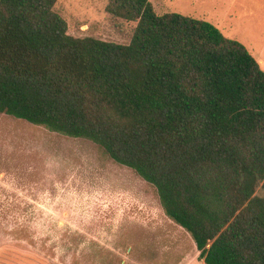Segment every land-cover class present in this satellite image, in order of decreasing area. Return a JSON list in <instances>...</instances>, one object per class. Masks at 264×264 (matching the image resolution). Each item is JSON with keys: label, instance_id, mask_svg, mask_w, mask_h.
<instances>
[{"label": "trees", "instance_id": "1", "mask_svg": "<svg viewBox=\"0 0 264 264\" xmlns=\"http://www.w3.org/2000/svg\"><path fill=\"white\" fill-rule=\"evenodd\" d=\"M59 0H0V114L92 141L155 187L205 264H264V69L213 23L109 0L128 44Z\"/></svg>", "mask_w": 264, "mask_h": 264}, {"label": "rangeland", "instance_id": "2", "mask_svg": "<svg viewBox=\"0 0 264 264\" xmlns=\"http://www.w3.org/2000/svg\"><path fill=\"white\" fill-rule=\"evenodd\" d=\"M205 19L264 69V0H150ZM109 0H59L75 37L128 44L137 22ZM0 264H205L154 186L92 141L0 114Z\"/></svg>", "mask_w": 264, "mask_h": 264}]
</instances>
